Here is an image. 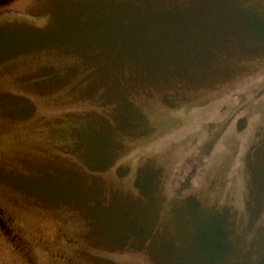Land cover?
I'll return each instance as SVG.
<instances>
[{"label":"rangeland","instance_id":"374dc122","mask_svg":"<svg viewBox=\"0 0 264 264\" xmlns=\"http://www.w3.org/2000/svg\"><path fill=\"white\" fill-rule=\"evenodd\" d=\"M0 209V264H264V0H0Z\"/></svg>","mask_w":264,"mask_h":264},{"label":"flooded vegetation","instance_id":"af4514ba","mask_svg":"<svg viewBox=\"0 0 264 264\" xmlns=\"http://www.w3.org/2000/svg\"><path fill=\"white\" fill-rule=\"evenodd\" d=\"M1 215L2 217L5 219V220H2L1 218ZM9 221L7 218H5L2 214V212L0 213V229H2L5 233H9L11 234L12 236V233H10V231L13 229V228H9L10 226L8 225Z\"/></svg>","mask_w":264,"mask_h":264},{"label":"trees","instance_id":"16d2710c","mask_svg":"<svg viewBox=\"0 0 264 264\" xmlns=\"http://www.w3.org/2000/svg\"><path fill=\"white\" fill-rule=\"evenodd\" d=\"M118 5L120 4V3H117ZM145 11H148V10H145ZM144 11V14H149L148 12H145ZM110 12L112 13V9L110 10ZM119 14V13H118ZM128 34H130V33H128ZM125 35V34H124ZM147 35H150V33L149 32H145L144 33V35L143 36H147ZM125 36H127V35H125ZM127 37H129V38H133V37H131V36H127ZM133 39H135V38H133ZM133 43V42H132ZM0 213H1V209H0Z\"/></svg>","mask_w":264,"mask_h":264}]
</instances>
